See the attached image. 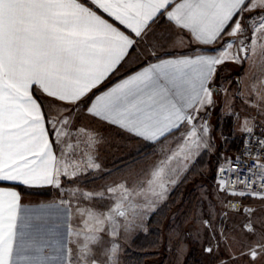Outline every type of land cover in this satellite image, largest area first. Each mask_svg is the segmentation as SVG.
<instances>
[{
  "label": "snow or ice",
  "instance_id": "snow-or-ice-1",
  "mask_svg": "<svg viewBox=\"0 0 264 264\" xmlns=\"http://www.w3.org/2000/svg\"><path fill=\"white\" fill-rule=\"evenodd\" d=\"M160 15L196 43L223 41L222 47L212 55L160 59L105 86L139 45L159 46L163 37L154 36L152 25ZM225 36L233 39L224 40ZM178 43L182 45L183 39ZM252 57L261 61L264 71V0H0V181L59 188L61 177L73 179L82 163L99 169L91 154L96 137L85 128H73L72 113L82 105L89 115L152 142L183 128L182 143L154 166L138 189L125 184L109 187L107 192L117 197L114 204L107 211L80 210L84 228L69 231L78 238L77 264H117L119 246L103 248L96 233L108 223L115 236L116 217L127 220L130 213L136 214L133 196L149 203L165 197L168 184L175 183V169L168 167L171 161L177 156L187 161L208 147L210 129L200 113L215 104L211 84L218 66ZM259 83L264 87V78ZM41 96L47 98L46 105ZM260 98L264 100V94ZM48 124L56 143L64 142L59 156ZM241 127L252 132L248 119ZM73 132L84 135L89 151L86 159L70 164L66 157L80 144L73 140ZM260 143L264 146V141ZM256 168L264 190V164L256 162ZM238 179L245 186L255 183L251 177ZM230 182L232 178L221 180V190ZM81 195L93 199L104 194ZM251 195L264 198V191ZM38 218L22 217L19 193L0 188V264H49L52 259L72 264L71 249L56 257L44 255L45 245L31 233L32 221ZM245 227L257 235L252 221ZM95 247H100L103 260L97 258ZM248 255L253 261L264 255V242L250 247Z\"/></svg>",
  "mask_w": 264,
  "mask_h": 264
},
{
  "label": "rangeland",
  "instance_id": "rangeland-1",
  "mask_svg": "<svg viewBox=\"0 0 264 264\" xmlns=\"http://www.w3.org/2000/svg\"><path fill=\"white\" fill-rule=\"evenodd\" d=\"M224 40L229 38L225 36ZM260 62L257 57H252L244 59L243 63L225 64L218 80L224 91L219 99L220 105L200 113V118L207 121L210 129L208 147L200 149L187 161L179 156L171 161L168 167L175 169L172 173L175 183L168 184L165 197L151 198L149 203L142 196H133V203L138 205L136 214L130 213L127 220L116 217L117 234L110 235L112 225L108 223L101 226L104 231L96 233L101 237L103 248H110L112 244L119 246L117 264H264V255L255 261L248 255L250 247L264 242L260 241L264 229V198L232 195L226 186L221 190L222 185L216 178L218 167L233 155L234 136L246 133L241 127L245 119L249 120L252 129L264 131V120L258 113L264 104L260 98L264 94V87L259 83L264 78ZM183 131L182 128L158 141L153 149L144 150V142H135L116 131L105 135L103 130L90 128V134L97 140L91 154L98 151L94 159L100 168L89 169L82 163V170L76 177H66L61 180L59 188L50 187L46 189L47 195L39 196L52 197L53 202L63 207V238L59 228V235L52 234L49 242L44 244V255L56 257L71 249L72 264H77L78 238L69 235V231L75 233L84 228L80 210L107 211L117 198L107 192L109 187L125 184L129 189H138L154 166L176 151L182 143L180 134ZM105 136L112 137L111 153L103 146ZM82 143H85L84 139ZM82 143L79 144L82 148L77 147L66 157L70 164L73 160L86 159L84 153L89 150ZM84 192L104 195L85 199L81 195ZM230 202L238 203L239 209L230 208ZM245 209L253 211L246 212ZM249 221L256 227L255 236L245 227ZM152 232L154 234L149 237ZM136 239L143 244H135ZM209 248L211 252L207 251ZM95 251L97 258L103 260L100 247H95ZM49 264L62 262L52 259Z\"/></svg>",
  "mask_w": 264,
  "mask_h": 264
},
{
  "label": "crops",
  "instance_id": "crops-1",
  "mask_svg": "<svg viewBox=\"0 0 264 264\" xmlns=\"http://www.w3.org/2000/svg\"><path fill=\"white\" fill-rule=\"evenodd\" d=\"M84 2V0H82ZM259 11V10H257ZM249 15H256V13H245V16ZM105 18L109 19V22H113L110 17H107L105 14ZM118 25V22H115ZM121 27L123 30V26L118 25ZM152 30L154 33V36L156 38L163 37V39L159 40V48H150L148 47L147 43L141 44L137 47L136 51L132 53L131 57L128 58L127 62L124 63L119 72L116 75H113L112 77L115 76H120L124 74L122 77L119 79L125 78L128 74L133 73L139 69H141L143 66H146L149 63H156L160 59H169L173 58L176 56H182V55H188V56H194L198 53H203V54H208L212 55L216 53V50L220 49L222 47L221 41L217 42L215 44L211 45H202L196 43L194 40H192L191 36L187 33H182L179 29L175 28L166 18L164 15H160L156 18V22L152 25ZM229 40L233 39L232 37H228ZM153 38L150 37L149 40L151 41ZM179 39H183V44L180 45L178 43ZM176 41V43H174ZM199 47V48H208L210 51H203V50H194L190 51L191 48L194 47ZM227 64V63H225ZM225 64L218 66L217 73L214 77V80L211 84V87L217 88L219 95L218 98L223 95V89L219 85V78L221 77L223 71L225 70ZM261 66V62H260ZM264 72V71H262ZM111 77V78H112ZM117 79L116 81H118ZM110 80V79H109ZM115 81V82H116ZM108 82V81H107ZM106 82V83H107ZM113 82V83H115ZM112 83V84H113ZM110 84V85H112ZM109 86V85H108ZM35 95H39V93L33 89ZM98 91V90H94ZM216 93L213 92V99L215 101ZM41 99L45 100V105L47 103V98L45 97H40ZM262 106L260 107V110L258 111L259 113V118L264 120V104H261ZM215 106V104L213 105ZM213 106L209 107L212 108ZM68 107H73L69 105ZM261 116V117H260ZM258 118V117H257ZM72 120H73V128H85L89 131L90 134V128L93 131H100L103 130L105 135L108 134H113L114 131L118 132L119 134L128 136L132 138L135 142L141 141L145 143H156L152 141L145 140L141 137L135 136L134 134L128 133L118 127L117 125L110 124L106 121H103L99 118L93 117L87 113L86 108L82 105L80 108L75 109L72 113ZM257 121V120H256ZM253 124H255V122ZM88 124V126H87ZM259 126V125H258ZM261 126V125H260ZM59 127V125H57ZM47 129L49 132V139L50 141L53 142V147L54 150L56 151L57 155L59 156L61 151L64 150V142L61 143H56L57 137L55 133L52 130V125L48 124ZM106 131V132H105ZM177 132H174L172 134H176ZM170 134V135H172ZM168 135V136H170ZM243 135V134H242ZM239 136V137H242ZM167 136V137H168ZM73 140H81L80 142L82 143V139L85 140V137L82 133L79 132H73L72 133ZM166 137V138H167ZM165 139V138H162ZM161 139V140H162ZM233 147L231 148L232 152H235L237 149V144L240 143L239 141L236 142L233 140ZM158 142V141H157ZM235 142V143H234ZM102 143V142H100ZM237 143V144H236ZM103 146L106 149L108 147L109 153L112 152V147H113V141L112 137H106L105 136V141L103 142ZM82 146H85V143L81 144ZM97 145V144H96ZM95 145V147H96ZM239 145V144H238ZM82 148V147H79ZM98 152V151H97ZM96 151H93L92 156L94 157ZM101 153V151H99ZM102 154V153H101ZM105 154V153H104ZM86 158V157H85ZM95 158V157H94ZM107 170V168H104ZM66 177H61V180H65ZM50 187H53V185H43V186H27L19 182H12V181H0V188H10L15 190L16 192L19 193L20 195V205H21V216L25 215H31L33 217H39L38 219H34L32 221L33 227L31 229L32 235L37 238L39 241H41L43 244L48 243L49 237L52 236V234L59 235V228H60V237L63 238V229H64V221L63 219V207L58 206L57 203L53 202L54 200L52 197H46L42 198L39 197L30 191H43L46 190ZM60 218V221H59ZM54 239V238H53ZM55 240V239H54ZM59 238H56V243L58 242Z\"/></svg>",
  "mask_w": 264,
  "mask_h": 264
},
{
  "label": "built area",
  "instance_id": "built-area-1",
  "mask_svg": "<svg viewBox=\"0 0 264 264\" xmlns=\"http://www.w3.org/2000/svg\"><path fill=\"white\" fill-rule=\"evenodd\" d=\"M260 141H264L263 130L252 129L251 133H244L233 155L218 167L216 178L219 181H229V178H232L233 182L226 184L228 191L250 196H252L251 193L264 191L260 187V175L256 168V162L264 164V146ZM221 168L227 171L221 172ZM244 177L253 178L255 183L245 186L238 179ZM229 207L236 211L239 209V204L230 202Z\"/></svg>",
  "mask_w": 264,
  "mask_h": 264
},
{
  "label": "trees",
  "instance_id": "trees-1",
  "mask_svg": "<svg viewBox=\"0 0 264 264\" xmlns=\"http://www.w3.org/2000/svg\"><path fill=\"white\" fill-rule=\"evenodd\" d=\"M203 50V51H210V49H208V48H199V47H194V48H191V50L190 51H194V50ZM124 74H122V75H120V76H115V77H112V78H110V80H108V82L106 83V85L105 86H108V85H110V84H112L113 82H115L117 79H119L120 77H122ZM220 105V103H219V98H218V96H216L215 97V106H219ZM233 140H235L236 142H240V140H241V137H239V136H234V138H233ZM158 142H156V143H145V147L143 148L144 150H146V149H153L155 146H156V144H157ZM239 144V143H238ZM238 144L236 145L237 147H238ZM31 193H33V194H35V195H37V196H43V195H47V191L46 190H43V191H34V192H32V191H30ZM154 233L152 232L150 235H148L149 237L150 236H152ZM147 236V237H148ZM147 237H144V238H147ZM134 242H135V244H143V242H141V243H139L140 242V240L139 239H136V240H134ZM142 246V245H141Z\"/></svg>",
  "mask_w": 264,
  "mask_h": 264
},
{
  "label": "water",
  "instance_id": "water-1",
  "mask_svg": "<svg viewBox=\"0 0 264 264\" xmlns=\"http://www.w3.org/2000/svg\"><path fill=\"white\" fill-rule=\"evenodd\" d=\"M214 92L216 93L217 96L219 95L217 88H214Z\"/></svg>",
  "mask_w": 264,
  "mask_h": 264
}]
</instances>
